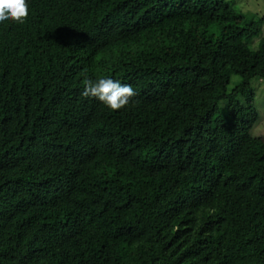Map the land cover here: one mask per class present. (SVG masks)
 <instances>
[{
    "label": "trees",
    "instance_id": "16d2710c",
    "mask_svg": "<svg viewBox=\"0 0 264 264\" xmlns=\"http://www.w3.org/2000/svg\"><path fill=\"white\" fill-rule=\"evenodd\" d=\"M28 4L0 24V264H264V38L247 45L264 15ZM101 77L135 96L110 110L81 94Z\"/></svg>",
    "mask_w": 264,
    "mask_h": 264
},
{
    "label": "clouds",
    "instance_id": "9594fccd",
    "mask_svg": "<svg viewBox=\"0 0 264 264\" xmlns=\"http://www.w3.org/2000/svg\"><path fill=\"white\" fill-rule=\"evenodd\" d=\"M28 14V0H0V24L23 23ZM81 94L94 98L110 110H119L130 103L136 92L130 84L121 83L111 77H101L95 81H86ZM261 131H264V123L254 125L250 134L256 136Z\"/></svg>",
    "mask_w": 264,
    "mask_h": 264
},
{
    "label": "rangeland",
    "instance_id": "374dc122",
    "mask_svg": "<svg viewBox=\"0 0 264 264\" xmlns=\"http://www.w3.org/2000/svg\"><path fill=\"white\" fill-rule=\"evenodd\" d=\"M236 9L240 10L244 15L245 21L249 22L250 20H255L260 16L264 15V0H229ZM264 38V25L262 26L261 32L258 35H255L247 39V45L252 49L258 48L260 39ZM238 75H233L229 82V87L233 86L238 79ZM253 87L256 94V107H257V120L253 124L264 123V82L255 81L253 82ZM224 102L220 103V106H223ZM252 126V127H253ZM251 127V129H252ZM264 139V131H261L259 135ZM243 264H254V259L250 258L246 260Z\"/></svg>",
    "mask_w": 264,
    "mask_h": 264
}]
</instances>
